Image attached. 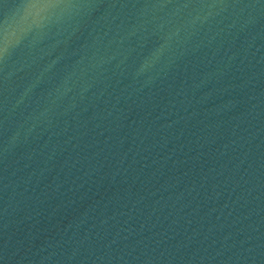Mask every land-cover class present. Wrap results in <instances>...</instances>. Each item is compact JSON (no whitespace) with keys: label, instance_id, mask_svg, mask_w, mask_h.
<instances>
[{"label":"water","instance_id":"1","mask_svg":"<svg viewBox=\"0 0 264 264\" xmlns=\"http://www.w3.org/2000/svg\"><path fill=\"white\" fill-rule=\"evenodd\" d=\"M0 264H264V0H0Z\"/></svg>","mask_w":264,"mask_h":264}]
</instances>
